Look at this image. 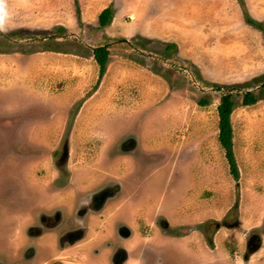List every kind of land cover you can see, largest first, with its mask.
Wrapping results in <instances>:
<instances>
[{"label": "rangeland", "instance_id": "1", "mask_svg": "<svg viewBox=\"0 0 264 264\" xmlns=\"http://www.w3.org/2000/svg\"><path fill=\"white\" fill-rule=\"evenodd\" d=\"M78 6L79 15L74 0H0V245L23 244L24 231L16 239L9 228L33 212L38 197L45 211L59 208L69 219L92 194L117 186L119 197L139 192L142 203L149 201L141 207L150 206L148 216L124 217L134 229L125 244L132 249L138 241L142 264L166 260L174 244L189 245L188 260L209 259L204 222L212 218L220 222L214 244L227 260L231 234L264 222V97L241 105L235 95V179L218 140L222 91L214 85L247 84L264 73L263 33L245 21L247 12L264 25V0ZM107 6L113 17L100 28L97 16ZM101 44L111 53L99 80L92 49ZM246 89L259 87L250 82ZM97 91L112 108L82 110ZM201 98L209 103L200 105ZM155 144L162 147L155 151ZM159 200L165 213L155 215ZM134 208L128 206L136 218ZM160 218L167 228L155 224ZM10 248L20 256V247ZM131 254L137 262V250Z\"/></svg>", "mask_w": 264, "mask_h": 264}, {"label": "flooded vegetation", "instance_id": "2", "mask_svg": "<svg viewBox=\"0 0 264 264\" xmlns=\"http://www.w3.org/2000/svg\"><path fill=\"white\" fill-rule=\"evenodd\" d=\"M111 189L112 193L102 199H95L94 196L98 192L92 194L88 201H84L75 209L72 218L67 219L68 227L63 230L55 229L63 219L59 208L39 212L35 222L28 223L23 230V244L19 257L16 258L14 255L13 258L10 245L1 243L0 264H64L65 260L61 253L68 248L71 250L73 264H127L132 255L131 250L138 252V255L134 254L133 257L134 259L137 256V262L132 260L131 264H142L138 241L132 245V249L125 244L134 237V229H131L130 222H126L125 218H119L107 225V209L113 205L110 201L118 194L119 188L112 186ZM115 204V209L123 205ZM138 218V214L136 218L134 215L133 221ZM158 223L164 228L168 227L163 218L155 220V224ZM131 225L133 226V223ZM259 226L261 225L242 230L241 235L231 234L228 244L223 247L227 260L219 256L218 246L214 244L220 222L212 218L204 222L205 231L210 234L208 238L206 236L209 242V259L200 260L196 256L195 259L188 260L193 255H190L192 251L189 245L175 244L170 248L171 253L166 255V260L143 261V264H264V222L262 228H258ZM184 229L189 231L183 227H180L179 231H185ZM2 232L4 229H0V234ZM67 232L71 234L68 236ZM82 245L86 246V254H82L80 250Z\"/></svg>", "mask_w": 264, "mask_h": 264}, {"label": "trees", "instance_id": "3", "mask_svg": "<svg viewBox=\"0 0 264 264\" xmlns=\"http://www.w3.org/2000/svg\"><path fill=\"white\" fill-rule=\"evenodd\" d=\"M77 5L78 15H79V6L78 0H74ZM113 17V8L111 6H107L103 8L98 14V25L100 28L106 26ZM246 23L252 25L256 29L262 31L264 36V25L262 22H259L252 18L250 14L246 12L245 14ZM61 29H64L61 27ZM61 36V34H59ZM175 45L170 43L167 45L168 48H172ZM93 56L95 61L97 62L98 68V79L104 75L107 61L109 59L110 50L107 44H102L94 47L92 49ZM98 80V82H99ZM251 83H256L258 85L259 90L255 93L251 89H246ZM247 84H218L216 83L214 87L220 91H222L219 103L217 105L218 112V140L220 145L223 147L225 151V156L229 165V170L232 176L237 179L238 178V168L236 165V161L233 154L232 149V126H231V113L237 105L235 95L241 94V105H252L256 103L260 98L264 97V73L255 76L252 80ZM245 89V90H244ZM263 92V93H262ZM198 103L200 105H206L209 103V100L206 98L199 99Z\"/></svg>", "mask_w": 264, "mask_h": 264}, {"label": "crops", "instance_id": "4", "mask_svg": "<svg viewBox=\"0 0 264 264\" xmlns=\"http://www.w3.org/2000/svg\"><path fill=\"white\" fill-rule=\"evenodd\" d=\"M97 21H98V16H97ZM102 45V44H101ZM111 53V52H110ZM110 57V56H109ZM95 92H93L90 96H88V97H86L85 98V102H84V105H83V109L82 110H84L85 108H87L89 105H91V104H93V105H97V106H99L100 108H103L104 106H106V107H108V109H109V104H110V108H112V102H109V101H107V98L105 97V96H103V97H101L100 98V94H99V91H97L95 94H94ZM112 95H113V93H112ZM102 96V95H101ZM132 100V99H131ZM130 100V101H131ZM109 102V103H108ZM132 102H134L135 103V101H132ZM114 104V103H113ZM105 107V108H106ZM113 108H114V110H118L117 109V107L116 106H114L113 105ZM128 109V108H133V106H129V107H125V108H123V109ZM107 109V108H106ZM83 112V111H82ZM110 112V110L109 111H107L106 113H109ZM130 112V111H129ZM103 131L105 132V133H108V131L106 130V129H103ZM133 139V138H132ZM163 142H161V144H162ZM147 145H149V144H147ZM162 147V146H158V145H153L152 147L155 149V151L158 149L157 147ZM151 147V146H150ZM147 148V147H146ZM159 148V149H160ZM149 149V148H148ZM131 153H133V150L131 151V150H124V156L125 157H127L129 160H130V158H129V156H131ZM60 198V197H59ZM38 201H40V203L39 204H36L35 206H34V208H32V211L34 212V211H36V209H39V212H41V211H45V207L47 206L46 205V200H45V198H42V197H38ZM112 201V203L111 204H113V205H115V203H122L123 205L121 206V207H119V208H117V209H115V207H113V209H111L109 212H107L108 213V217L106 218V220H107V225L109 226L114 220H115V216H118V217H121V218H124L125 216L126 217H128L129 219H131L132 218V216L131 215H133L134 216V213L133 214H130L129 215V210H128V206L129 205H132V206H136V207H138V210H136L135 208L134 209H132V210H134L138 215H139V217H141V215H147L148 216V214H149V211L151 210V208H150V206H149V208L147 209V208H145V211H142L141 210V207H142V204H147L148 202H141V195L139 194V192L135 195V196H132V197H124V196H121V197H119L118 195H116V196H114V198L111 200ZM158 202V204H156V210H155V215H161L162 213H165L164 211H163V209H162V206H161V202H160V200L159 201H157ZM49 204V203H48ZM55 203H53L52 205H54ZM112 205V206H113ZM125 205V206H124ZM49 207H51V206H49ZM48 208V207H47ZM110 208V207H109ZM109 208H108V210H109ZM50 210V209H49ZM107 210V211H108ZM128 210V211H127ZM127 211V212H126ZM148 211V212H147ZM33 212H31L30 214L28 213V214H25V212H24V215H23V217H22V223L20 222L19 223V225H18V227L16 228H14V229H10V232L12 233V234H15L14 236H16V239L17 238H19L20 237V232L22 231V230H24L25 228H23V227H25L26 225H27V222L29 221L28 220V218H30V216H31V214L33 213ZM38 212V213H39ZM46 212H48V210H46ZM147 212V213H146ZM126 213V214H125ZM35 214V213H34ZM34 214H32V216L34 215ZM167 214V213H166ZM169 215V214H168ZM27 216V217H26ZM130 216V217H129ZM25 218V219H24ZM117 219H119V218H117ZM28 220V221H27ZM62 221H61V223L55 228V229H61V228H67L68 227V224H67V219L65 218V217H63V219H61ZM152 220V219H151ZM128 221V220H127ZM132 222H133V219L131 220ZM152 222H154V220L152 221ZM66 223V224H65ZM65 224V225H64ZM64 225V226H63ZM146 225H148V224H146ZM133 226H134V224H133ZM1 229V228H0ZM131 240V239H130ZM130 240H128V242L130 243ZM1 242V241H0ZM157 242H162V241H157ZM164 244H166V243H168V242H166L165 243V241L163 242ZM8 244L11 246V247H14V248H17V247H20L21 248V246H22V239H20V240H15V241H13L12 242V240H11V242H8ZM167 245H171V244H167ZM175 245V244H174ZM71 252V250H70V248H68V249H65L61 254H62V258L65 260V262H66V264H73V262L71 261V257L69 256V253ZM86 254V253H85ZM15 254L13 253V255H12V257L14 258L15 256H14ZM85 256V255H84ZM132 260L130 259L129 260V262L127 263V264H129L130 262H131ZM45 264V263H44ZM131 264V263H130Z\"/></svg>", "mask_w": 264, "mask_h": 264}, {"label": "water", "instance_id": "5", "mask_svg": "<svg viewBox=\"0 0 264 264\" xmlns=\"http://www.w3.org/2000/svg\"><path fill=\"white\" fill-rule=\"evenodd\" d=\"M65 154L67 153L66 150L64 152ZM112 193V189L111 188H105V189H102L101 191H99L98 193L95 194V199L99 198V199H102L104 198L107 194H111ZM99 201V200H98ZM97 201V202H98ZM71 233L70 232H67V235L69 236Z\"/></svg>", "mask_w": 264, "mask_h": 264}, {"label": "bare ground", "instance_id": "6", "mask_svg": "<svg viewBox=\"0 0 264 264\" xmlns=\"http://www.w3.org/2000/svg\"><path fill=\"white\" fill-rule=\"evenodd\" d=\"M44 138V137H43ZM41 139V138H40Z\"/></svg>", "mask_w": 264, "mask_h": 264}]
</instances>
